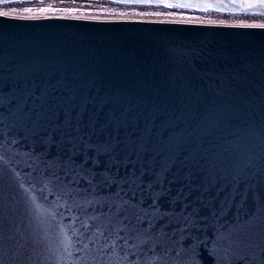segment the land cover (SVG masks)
Instances as JSON below:
<instances>
[{"label":"water","instance_id":"1","mask_svg":"<svg viewBox=\"0 0 264 264\" xmlns=\"http://www.w3.org/2000/svg\"><path fill=\"white\" fill-rule=\"evenodd\" d=\"M261 25L0 15V264H264Z\"/></svg>","mask_w":264,"mask_h":264},{"label":"bare ground","instance_id":"2","mask_svg":"<svg viewBox=\"0 0 264 264\" xmlns=\"http://www.w3.org/2000/svg\"><path fill=\"white\" fill-rule=\"evenodd\" d=\"M51 1H54V0H28V1H21V2H15V3H11V4H6V5H1V6H4V7H9L11 8L12 6H21V7H25V6H33V5H42L44 3H50ZM70 1V0H69ZM79 1H83L84 2V5H87L89 7H93V8H103V7H111V9L113 10V12H104L105 15H99V14H81L79 13L80 11V7L77 8L76 12H73L71 14H64V13H46L48 15H79V16H83V15H88V16H107L106 14L107 13H113V14H121V15H117V16H111V17H147V18H170V19H187V20H199L197 18H193V19H190L192 17H189V15L191 14L188 10H184V9H180V8H177V7H174V8H169V7H162V6H157L155 9L156 10H152V5H149V6H137V5H120V4H114V3H110L108 1H105V0H79ZM86 1H89V2H86ZM58 4H64V2L62 1H58L57 2ZM0 6V7H1ZM74 6H81L79 4H75ZM118 9H125V10H128L127 14L126 13H122V12H118ZM136 10H142V11H145L144 13L145 14H137L136 12H133V11H136ZM151 11H155L156 13L154 12H151ZM2 12V11H0ZM7 13H17V14H32V15H41V14H45V13H35V12H24L22 10H13V9H10V10H7L5 11ZM96 13H99V12H96ZM103 14V12L101 13ZM196 17V16H195ZM224 17L228 18L229 20L231 21H221V22H238L236 21L237 18H239V16H234V18H232V16L230 15H226L224 14ZM241 19H246V20H249L251 21V19H258V16L257 18H253L252 16L250 15H246V16H243V17H240ZM239 18V19H240ZM245 20V21H246ZM215 21H220V20H215ZM249 21H246V22H249ZM255 21V20H253ZM251 21L250 23H263V22H253Z\"/></svg>","mask_w":264,"mask_h":264},{"label":"rangeland","instance_id":"3","mask_svg":"<svg viewBox=\"0 0 264 264\" xmlns=\"http://www.w3.org/2000/svg\"><path fill=\"white\" fill-rule=\"evenodd\" d=\"M28 1V0H26ZM58 1H62L64 2V4H58L57 2ZM86 2H89V1H86ZM75 4H79L81 6H74ZM125 6V5H123ZM144 6H149V5H144ZM158 5H152V10H156L155 8L157 7ZM80 7V12L81 14H99V15H105L104 12H113V10L111 9V7H103L102 9L101 8H93V7H89L87 5H84V2L83 1H79V0H54V1H51L50 3H44L42 5H33V6H25V7H21V6H12L11 8L9 7H4V6H1L0 7V11L2 12H5L7 10H10V9H13V10H22L24 12H35V13H64V14H71L73 12H76L77 8ZM169 8H174V7H169ZM26 9H30V11H26ZM43 9V10H42ZM180 9H184V10H188L191 14L189 15V17H192L190 19H199V20H203V21H215V20H220V21H231L229 20L228 18L224 17V13H219V12H212V11H203V12H196V11H193V10H190V9H186V8H180ZM96 12H99V13H96ZM103 12V14H101ZM118 12H122V13H126L128 12V10H125V9H118ZM133 12H136L137 14H145L144 12L145 11H142V10H136V11H133ZM151 12H154L156 13L155 11H151ZM107 16H119L121 14H113V13H107L106 14ZM228 15V14H226ZM196 16V17H195ZM230 16H232V18H234V16H239L240 17H243V15H233V14H230ZM252 16L253 18H257V16H253V15H250ZM237 18L236 21L238 22H246V21H249V20H246V19H239ZM246 20V21H245ZM255 20V21H253ZM251 21L253 22H263L264 23V16L263 15H259L258 16V19H251ZM249 21V22H251Z\"/></svg>","mask_w":264,"mask_h":264},{"label":"snow or ice","instance_id":"4","mask_svg":"<svg viewBox=\"0 0 264 264\" xmlns=\"http://www.w3.org/2000/svg\"><path fill=\"white\" fill-rule=\"evenodd\" d=\"M10 0H0V3H8ZM119 2L125 3V4H152V3H157V4H163L164 7H193L194 5H189V4H182V3H177V4H170L167 3L166 0H119ZM253 6H259L260 8H264V0H257V4H249V7ZM43 10V9H42ZM26 11H30V9H26ZM0 15L7 16L9 13L6 12H0ZM261 27H264V25H261ZM47 171L45 172V175H47ZM51 180L61 183L60 177L53 172L51 174ZM72 183H75V181H72ZM69 195L71 196V192H69ZM122 215V212L120 210L117 211V217ZM131 223V221H129Z\"/></svg>","mask_w":264,"mask_h":264}]
</instances>
